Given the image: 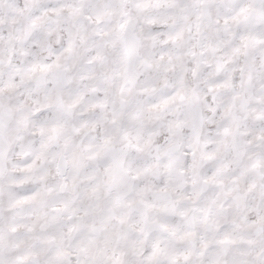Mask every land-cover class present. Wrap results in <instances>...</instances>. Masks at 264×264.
<instances>
[{
    "label": "snow or ice",
    "instance_id": "1",
    "mask_svg": "<svg viewBox=\"0 0 264 264\" xmlns=\"http://www.w3.org/2000/svg\"><path fill=\"white\" fill-rule=\"evenodd\" d=\"M0 264H264V0H0Z\"/></svg>",
    "mask_w": 264,
    "mask_h": 264
}]
</instances>
